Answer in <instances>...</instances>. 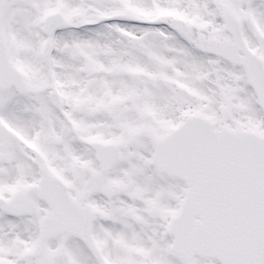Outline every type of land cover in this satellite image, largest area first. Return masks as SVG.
I'll return each instance as SVG.
<instances>
[{
	"label": "snow or ice",
	"instance_id": "snow-or-ice-1",
	"mask_svg": "<svg viewBox=\"0 0 264 264\" xmlns=\"http://www.w3.org/2000/svg\"><path fill=\"white\" fill-rule=\"evenodd\" d=\"M0 264H264V0H0Z\"/></svg>",
	"mask_w": 264,
	"mask_h": 264
}]
</instances>
